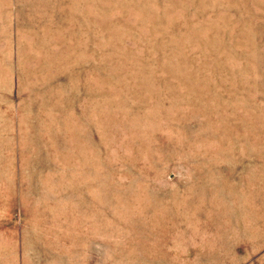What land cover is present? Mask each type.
Masks as SVG:
<instances>
[{
  "label": "rangeland",
  "instance_id": "374dc122",
  "mask_svg": "<svg viewBox=\"0 0 264 264\" xmlns=\"http://www.w3.org/2000/svg\"><path fill=\"white\" fill-rule=\"evenodd\" d=\"M0 264H264V0H0Z\"/></svg>",
  "mask_w": 264,
  "mask_h": 264
}]
</instances>
